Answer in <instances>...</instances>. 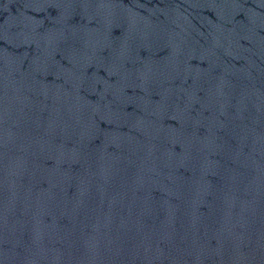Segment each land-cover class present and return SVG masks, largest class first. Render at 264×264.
I'll use <instances>...</instances> for the list:
<instances>
[{
  "label": "water",
  "instance_id": "1",
  "mask_svg": "<svg viewBox=\"0 0 264 264\" xmlns=\"http://www.w3.org/2000/svg\"><path fill=\"white\" fill-rule=\"evenodd\" d=\"M0 264H264V0H0Z\"/></svg>",
  "mask_w": 264,
  "mask_h": 264
}]
</instances>
